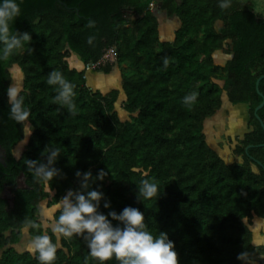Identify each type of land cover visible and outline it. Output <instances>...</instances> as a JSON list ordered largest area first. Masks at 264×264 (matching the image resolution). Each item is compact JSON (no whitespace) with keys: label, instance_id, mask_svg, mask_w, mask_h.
Listing matches in <instances>:
<instances>
[{"label":"trees","instance_id":"16d2710c","mask_svg":"<svg viewBox=\"0 0 264 264\" xmlns=\"http://www.w3.org/2000/svg\"><path fill=\"white\" fill-rule=\"evenodd\" d=\"M17 2L21 15L12 28L28 32L31 40L0 60V147L6 155L0 164V264H40L25 245L44 233L58 244L53 264H85L86 256L87 264H97L83 235L57 241L50 226L61 197L90 189L103 192L99 211L105 215L135 207L153 235L166 232L178 264H264V245L253 241L254 222L264 223V79L255 86L264 76V16L242 0L227 9L218 7L221 0ZM165 24L172 28L167 35ZM110 49L113 62L94 71L108 76L116 68L118 88L88 87L84 66ZM218 53L224 61L218 62ZM14 68L30 111L28 136L8 114L6 89ZM52 70L74 85L71 110L53 99L56 88L46 83ZM192 92L195 101L184 104ZM237 106L246 108V131L225 140L233 158L227 164L221 145L207 140L204 124L224 107ZM21 142L25 146L15 157ZM54 147L60 152L48 166L58 171L45 191L25 160L47 165ZM101 169L103 180L95 178ZM77 171L92 173L88 189ZM20 173L26 189H14ZM144 178L158 183L156 199L139 198ZM5 188L13 194L10 209L1 197ZM43 203L54 207L51 221L43 220Z\"/></svg>","mask_w":264,"mask_h":264},{"label":"clouds","instance_id":"9594fccd","mask_svg":"<svg viewBox=\"0 0 264 264\" xmlns=\"http://www.w3.org/2000/svg\"><path fill=\"white\" fill-rule=\"evenodd\" d=\"M232 0H221L218 7L227 9L231 6ZM21 15L20 4L17 0H0V60L7 59L24 50L31 40L28 32H16L12 25L14 20ZM93 37H89L91 43ZM167 60H165V65ZM6 89L9 118L28 128L26 123L29 120L30 111L24 105L22 89L14 80ZM46 83L55 86L57 94L53 98L56 103L64 104L69 110L73 108L72 97L74 85L64 78L58 70H52L47 75ZM196 93L183 98V103L190 105L196 99ZM47 151V149H45ZM60 152L54 147L48 157V164L37 165L35 160H25V164L34 178H39L45 191L50 189V181L57 175V169L49 167L54 158ZM77 176H83L82 187L89 188L88 181L92 178L90 171ZM104 171L101 169L96 174V179L103 180ZM139 198L151 200L160 195L159 185L155 180L141 179L138 186ZM103 192L90 189L82 193H73L71 190L61 197L56 205L55 211L59 212L52 227V231L60 237L70 238L83 235L87 245L88 256L94 258L97 264H106L115 260L117 264H178L177 253L174 242L168 238L166 232H159L153 235L146 227L144 214L137 208L125 206L119 214L115 211H108L107 215L99 211L100 201ZM105 209L110 207L109 202L103 204ZM111 218V219H109ZM112 221L119 223L113 224ZM31 222H27V227ZM58 244L52 242L49 235H35L29 241L27 249L37 254L40 264H53L56 259ZM88 257H85L87 264Z\"/></svg>","mask_w":264,"mask_h":264},{"label":"crops","instance_id":"0c3cea01","mask_svg":"<svg viewBox=\"0 0 264 264\" xmlns=\"http://www.w3.org/2000/svg\"><path fill=\"white\" fill-rule=\"evenodd\" d=\"M163 30L167 31L169 30L168 26H166V24L163 27ZM168 33H166L165 35H167ZM218 56L220 58V61H224L225 57L221 54L218 53ZM71 66L72 67H79V65L76 64V61H72L71 62ZM127 68L124 67L123 71H126ZM113 72L115 73V81H111L110 84H106V76H104L100 71H90L87 74V78L88 76L91 79V83L93 85L94 89H100L103 91H108L109 89L112 88H118L119 86V73L117 71L116 68H113L111 71V74L113 75ZM217 125H215L213 122L214 120H218ZM247 119V113H246V108L244 107L242 110L238 109V108H226L224 107L222 111L218 112L212 119L208 120L205 122L204 124V131H205V135L207 140L212 143V145L214 147L221 145V148H226V145H224V142L226 139L230 140H234L238 135H241L243 133H245L246 131V127H245V121ZM227 121H229L230 123V127H234V132L235 130L239 129V131L241 130V134L237 133V134H228L227 130H226V123ZM213 123V124H211ZM218 128V130H217ZM218 132H217V131ZM217 134H219L220 136H222V139L225 140H218L216 139ZM223 150V149H222ZM261 223L259 220L254 222L253 225V230H254V234H253V241L256 245H264V224L261 225Z\"/></svg>","mask_w":264,"mask_h":264},{"label":"rangeland","instance_id":"374dc122","mask_svg":"<svg viewBox=\"0 0 264 264\" xmlns=\"http://www.w3.org/2000/svg\"><path fill=\"white\" fill-rule=\"evenodd\" d=\"M242 1H244V2L246 1L249 4L251 10L256 15L264 16V0H242ZM171 29L167 30L166 33H170L171 32ZM163 32H165V31H163ZM113 60H114V57H110V61L113 62ZM217 60H218V62L220 61L219 56H218V59ZM76 64L79 65L78 64V61H76ZM114 74L115 73L113 72V75L110 73L108 76H106V82H107L106 84L109 85L110 82L115 79ZM11 76H12V80H14L17 83V85L19 87H21V85H22L21 84V82H22V75H21L20 71H18V69H16V68L12 69L11 70ZM90 81H91V79L88 76V79L86 80V84H87L88 87L93 88V85L91 83L92 81L91 82ZM11 83H12V81H11ZM244 107L245 106H237L235 108H238V109L242 110ZM226 108H228V107H226ZM121 116H122V114H121ZM218 121H219V119L218 120H214L213 123L215 125H217ZM213 123H211V124H213ZM226 126H227L226 127V130H227L228 134H233V135L234 134H237V133L238 134L239 133L241 134V130L242 129L240 131H239V129H237L234 132V129H233L234 127H230L229 121H227ZM217 130H218V128H217ZM25 131H26V136H28V128H25ZM216 139H218V140H225V139H222V136H220L219 134H217ZM225 143L226 142H224V145H225ZM24 146H25V142H21L20 144H18L17 147H15L13 149V155L15 157H17L20 154V152L22 151V149L24 148ZM219 153L222 156V158H223V160H224L225 163L230 164L233 161V158L231 157V155L229 154V151L226 148H220ZM53 209H54V207L46 208L45 203H43V204L40 205L39 210H40V213H41L44 221L45 220L46 221H51V216H52L53 211H54ZM45 224L46 225L47 224L49 225V223H45ZM263 224L264 223H261V225H263ZM50 226H53V225L50 224ZM21 246H22V244L20 246H17V249L20 250ZM25 246H27V245H25Z\"/></svg>","mask_w":264,"mask_h":264},{"label":"water","instance_id":"95a60500","mask_svg":"<svg viewBox=\"0 0 264 264\" xmlns=\"http://www.w3.org/2000/svg\"><path fill=\"white\" fill-rule=\"evenodd\" d=\"M261 79H264V76L260 77V78L256 81V84H255L256 87H257V85H258V83H259V81H260ZM260 96H261V94H260ZM262 106H263V103H261V104L255 109L254 114H256V112H257ZM261 126H262V128H263V130H264V127H263L262 124H261ZM15 183H16V186H15L16 189H26V188H27L26 185H25V182H24V178H23V174H22V173H20V174L16 177V182H15ZM6 190H7V189L5 188V189L3 190V192L6 191ZM2 199H4V200L8 203L9 209L13 207L14 199H13V195H12V194L9 195V198H6L5 196H2Z\"/></svg>","mask_w":264,"mask_h":264},{"label":"built area","instance_id":"2783aa9c","mask_svg":"<svg viewBox=\"0 0 264 264\" xmlns=\"http://www.w3.org/2000/svg\"><path fill=\"white\" fill-rule=\"evenodd\" d=\"M150 9H153V4L151 3L149 5ZM110 57H113V49L108 50L103 57L101 58V60L95 64H87L84 66V76L83 78L86 80L87 78V73H89L90 71L94 70L97 66H99L100 64L105 63L106 61L111 62L110 61Z\"/></svg>","mask_w":264,"mask_h":264},{"label":"flooded vegetation","instance_id":"af4514ba","mask_svg":"<svg viewBox=\"0 0 264 264\" xmlns=\"http://www.w3.org/2000/svg\"><path fill=\"white\" fill-rule=\"evenodd\" d=\"M154 9L155 8L153 7L152 10H154ZM12 154H13V151H12ZM5 159H6V155L4 153V149L0 147V164H4ZM14 182H16V179H15ZM15 186H16V183H15ZM6 189H7L6 191H4V192L1 193V197L2 196H5L6 198H9V195L12 194V192L10 191L9 188H6ZM14 189H16V188L14 187Z\"/></svg>","mask_w":264,"mask_h":264}]
</instances>
